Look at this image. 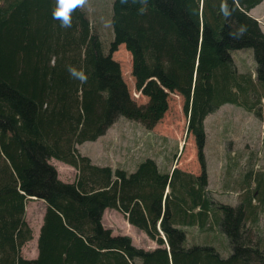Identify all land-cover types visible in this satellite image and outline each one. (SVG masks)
I'll use <instances>...</instances> for the list:
<instances>
[{"label": "trees", "instance_id": "16d2710c", "mask_svg": "<svg viewBox=\"0 0 264 264\" xmlns=\"http://www.w3.org/2000/svg\"><path fill=\"white\" fill-rule=\"evenodd\" d=\"M263 1L112 0L109 42L86 5L65 28L53 18L56 0H0V264H264L253 204H264V175L249 172L240 204L217 202L204 152L210 114L235 104L259 116L264 107V32L250 15ZM120 45L132 55L144 105L132 99L113 58ZM239 51H252L254 74L239 70ZM172 93L184 99L199 175L163 170L152 158L129 172L80 153L120 118L152 129ZM53 159L78 171L74 182L59 179ZM31 199L46 210L30 260L22 248L33 240ZM111 209L157 247L114 235L103 224Z\"/></svg>", "mask_w": 264, "mask_h": 264}, {"label": "rangeland", "instance_id": "374dc122", "mask_svg": "<svg viewBox=\"0 0 264 264\" xmlns=\"http://www.w3.org/2000/svg\"><path fill=\"white\" fill-rule=\"evenodd\" d=\"M112 0H88L86 7L90 18L98 27L102 40L112 39L110 26ZM250 15L258 20L264 32V1L250 11ZM113 58L121 67L124 81L130 95L138 105H144L148 98L135 87L132 76V55L124 45H120L113 53ZM240 71L255 73L256 64L252 51H239L234 57ZM264 102V100H263ZM260 115L250 112L235 104H225L210 114L205 120L207 141L205 156L209 175V189L217 202L238 205L243 200L245 181L251 171L252 176L264 175V107H259ZM187 116L184 112V99L179 94L169 96V108L163 118L152 129H146L140 123L120 118L106 134L96 141L85 142L78 146L80 153L89 157L96 165H109L112 168H123L134 171L138 163L145 158H152L159 168L172 170L179 168L184 172L199 175L201 165L197 155L196 142L187 130ZM59 176L67 182H74L78 171L63 162L51 160ZM247 180V179H246ZM251 187L255 186L249 179ZM258 205L257 224L258 237L264 238V204ZM29 223L34 229L33 235L38 237L41 226V215L45 205L35 201L27 204ZM103 224L113 231L114 235H127L134 245L144 249H153L157 244L147 235L131 226L125 217L115 211L106 210ZM255 234V233H254ZM192 241V235L189 234ZM199 240V239H198ZM218 246L221 242L218 241ZM35 240L26 244L22 255L26 259L37 257Z\"/></svg>", "mask_w": 264, "mask_h": 264}, {"label": "clouds", "instance_id": "9594fccd", "mask_svg": "<svg viewBox=\"0 0 264 264\" xmlns=\"http://www.w3.org/2000/svg\"><path fill=\"white\" fill-rule=\"evenodd\" d=\"M126 2L127 0H121L122 4ZM87 3L88 0H56V7L53 11V18L61 21L62 27H71L73 11L77 8H83L85 5H87ZM221 11L226 17L230 15L226 3L221 5ZM230 35H232V33H230ZM70 71H72V74L82 82L86 81L87 77L85 76L83 71L77 72L75 68L70 69Z\"/></svg>", "mask_w": 264, "mask_h": 264}, {"label": "crops", "instance_id": "0c3cea01", "mask_svg": "<svg viewBox=\"0 0 264 264\" xmlns=\"http://www.w3.org/2000/svg\"><path fill=\"white\" fill-rule=\"evenodd\" d=\"M54 160V159H53ZM60 174L58 173V177H59V179L60 180H62V181H64V182H67L66 180H63L60 176H59ZM35 201H38V202H41L42 204H44L45 205V210H46V204L44 203V201H42V200H35V199H31V200H29L28 202H27V204H29L30 202H31V204H34V202ZM111 210H114V209H111ZM115 211H117V210H115ZM29 211H28V207L26 206V219H27V222L29 223V213H28ZM118 212V211H117ZM120 213V212H119ZM44 214H45V211L42 213V215H41V219H42V222H41V226H42V224H43V219H44ZM29 225H30V223H29ZM31 227V226H30ZM32 228V227H31ZM41 229V228H40ZM33 230V232H34V229H32ZM40 231V230H39ZM39 235H40V233H39ZM33 239L35 240V242H36V246H35V248L37 249V251H38V239H39V236L38 237H36V236H34L33 235ZM26 248V245L22 248V250H24ZM22 253H23V251H22ZM37 256H38V254H37ZM37 258V257H36ZM33 259H35V258H33Z\"/></svg>", "mask_w": 264, "mask_h": 264}]
</instances>
